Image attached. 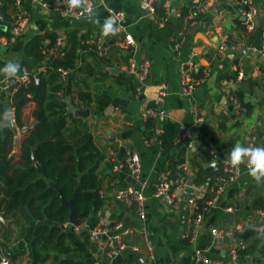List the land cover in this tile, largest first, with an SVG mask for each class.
I'll list each match as a JSON object with an SVG mask.
<instances>
[{"label":"crops","instance_id":"crops-1","mask_svg":"<svg viewBox=\"0 0 264 264\" xmlns=\"http://www.w3.org/2000/svg\"><path fill=\"white\" fill-rule=\"evenodd\" d=\"M19 1L28 11L29 19L13 39L10 30L8 37H0V61L4 63L0 81L12 77L5 67L9 62L18 63L25 58L22 49L32 35H40L45 43L54 36L60 45L66 44L68 37L74 35L97 39L101 44L109 40L116 43L122 34L116 32L105 36L102 29L109 19L113 21L109 10L123 14L121 23L125 32L131 35L133 45L118 49L114 43L112 50L107 48L113 66L105 69L112 76L124 72L130 78L135 93L116 86L111 76L99 82L95 76L79 74L87 87L81 82H77V86L88 90L91 95L96 92V86H102L100 91L107 94L109 104L101 112L83 106L84 103L77 100H73L76 107L68 106V112L72 114L68 128L72 129L75 121H81L103 156L96 168L99 192L104 197L100 212L108 220L120 223L119 231H125L122 238L128 244L135 243L141 247L138 232L142 228L152 246V264H201L193 259V247L210 258L228 259L230 241L213 238L211 228L239 226L238 235L248 233L249 238L236 264H264V177L258 183L249 171L243 172L219 204L204 215L195 243H188L185 237L189 223L185 197L203 187L200 177L204 175L205 168L214 164V159H227L235 146L247 147L252 134L256 136L255 146L264 147V55L258 52L264 48V0H252L257 12L251 29L245 26L244 18L234 6L225 0H165L166 21L161 26L156 25L143 0H103L102 4L83 0L81 5H90L91 11L76 19L60 14L59 0ZM184 7L188 13L181 16ZM6 11L8 17L14 16L9 7ZM113 27L115 29L114 23ZM1 38L7 39V43L3 45ZM220 44L225 45L222 51L218 49ZM128 60L138 70L145 68L142 80L137 73L124 70ZM190 60L193 69L204 67L205 74L204 79L197 81L195 88L186 95L182 90L180 68ZM111 68H117L118 72L111 73ZM239 72L243 74L241 79H238ZM222 75H235L236 78L226 80L221 78ZM162 85L165 86L163 96L160 94ZM71 89L76 90V87ZM237 89L252 105L248 115L235 99L234 91ZM70 95L74 97V94ZM7 99L5 91L0 88V102L6 105ZM160 107L164 109L165 117L160 123L159 134L149 141L152 131L149 137H145L146 119L142 112ZM85 108L89 111L87 118L74 114ZM193 109L205 119L203 124L195 126ZM6 111L13 115L11 109ZM151 121L152 129L155 121ZM179 125L186 127L192 143H197V147L192 146L181 155L177 154L175 141ZM26 128H17L19 132L13 137L10 153L15 152L17 136ZM109 152L120 157L133 152L139 157L140 176L146 181L144 200L140 205L141 218L136 213L134 202L128 205L114 197L115 192L131 184V180L125 171H110ZM204 153L209 158L206 159ZM196 154V159H192ZM183 162L185 167L180 170ZM161 169H171L173 174L181 171L184 178V187L171 207H165L151 196ZM197 180L200 182L196 183ZM225 207L234 211L228 212ZM257 210H261L263 215H258ZM61 226L63 229L59 230L65 232V244L69 250L65 255L59 254V259L66 258L74 264H144L132 258L142 259L143 249L137 254L125 252L119 261H115L107 258L104 249L88 243L86 233L82 234L80 229L68 224ZM12 230L16 231V228ZM0 240L4 243L3 239ZM17 242L11 235L9 246L13 248ZM9 255L10 264L30 263L25 250L19 249ZM43 264H52V261L47 260Z\"/></svg>","mask_w":264,"mask_h":264},{"label":"trees","instance_id":"trees-1","mask_svg":"<svg viewBox=\"0 0 264 264\" xmlns=\"http://www.w3.org/2000/svg\"><path fill=\"white\" fill-rule=\"evenodd\" d=\"M164 2L152 1L154 19L160 20L165 16ZM8 7L13 11V17H8ZM0 13V37H8L17 19L14 0H0ZM187 13L184 7L180 15ZM114 43V40H109L101 44L97 39L74 35L68 37L66 44L55 45L54 36L45 43L40 35H32L22 49L25 58L18 64L30 72L37 71L38 82L24 86L12 85L8 103L4 105L0 102V118L6 109H11L14 125L17 128L27 127L18 134L16 150L10 153L15 133L7 126L0 125V213L4 222L8 221V231L0 222V236L4 243H8V254L19 249L25 250L29 264H43L47 260H51L52 264H74L69 259L58 258L59 254L65 255L69 250L65 244V232L56 226L38 222L48 220L57 225L67 223L68 209L62 203L72 199L75 189L77 191L72 205L78 214L76 226L86 223L89 218L91 225L96 212L104 204L96 175L97 165L103 156L81 121H75V126L68 128L72 115L68 112V106L76 107L73 100H77L84 103L83 106L101 112L109 104L107 94L100 91L102 86H96L94 95L80 89L77 82L87 86L78 77L79 74L95 76L99 82L111 76L116 86L135 93L130 78L124 72L112 76L105 69L113 66L107 53L113 49ZM99 46L106 47L104 54L98 53ZM3 66L4 63L0 61V70ZM58 68L70 71L65 83L56 71ZM204 74V67L192 69L191 78L193 81L203 80ZM221 78L235 80L236 76L222 75ZM72 86L76 90L71 89ZM234 96L240 108L248 115L252 105L244 99L243 92L237 89ZM151 120L148 118L145 121V137L151 134ZM204 129H201L202 132ZM176 143L177 154L187 151L186 141ZM31 150L39 170L30 160ZM203 156L209 158L207 153ZM196 157L197 154L192 159ZM169 172L173 171L170 169ZM211 175V166H208L200 180L204 182ZM199 182L197 180L196 183ZM13 227L16 231L12 230ZM11 235H14V241L18 240L13 248L9 246ZM243 237L247 240L248 233Z\"/></svg>","mask_w":264,"mask_h":264},{"label":"built area","instance_id":"built-area-1","mask_svg":"<svg viewBox=\"0 0 264 264\" xmlns=\"http://www.w3.org/2000/svg\"><path fill=\"white\" fill-rule=\"evenodd\" d=\"M98 4H102L103 0H90ZM144 5L147 7L149 13L153 15V7L151 0H143ZM234 6L235 10L244 18V24L246 27L251 29L253 27V19L256 15V6L252 0H225ZM14 5L17 12V19L13 27L10 28L11 38L17 36L27 25L29 19V13L20 5L19 0H14ZM90 5H81L77 8H70L68 5V0H59V12L63 17L68 18H82L88 15L91 11ZM110 15L115 24V30L117 33L122 34L121 39L115 43L118 49L130 48L133 45L132 37L129 33L125 32V27L122 25L121 20L123 14L121 12H113L109 10ZM1 21V13H0ZM157 26H161L166 21V16L162 17L160 20H154ZM7 39L1 38L2 44L7 43ZM59 41L55 40V45H59ZM176 48V46H175ZM225 48L224 44L219 45V51ZM99 54H104L106 47H97ZM262 55H264V48L260 49ZM191 58L193 57L190 56ZM193 69V64L187 62L180 68V76L182 83V90L184 94H189V92L195 88L197 81H193L191 78V71ZM128 73H137L139 79H143L145 75V68L140 67L139 70L135 67L131 60H128L125 68ZM40 71V68L38 69ZM60 74L61 81L65 82L66 78L70 75L69 70H63L58 68L56 70ZM243 74L238 73V79H241ZM37 84L38 75L37 71L30 72L24 66H19V71L15 76L8 78L7 80L0 81V88L5 91L8 96L12 85H26L28 83ZM160 94L164 95L165 86L162 85ZM8 101V99H7ZM236 103V102H235ZM238 105V103H236ZM8 112V111H7ZM193 123L195 126L201 125L205 122V119L199 114L198 110L193 109ZM11 113V112H10ZM144 119H152L155 121V125L151 129L152 136L149 137V141L155 139V137L160 132V123L165 117V111L163 108H158L156 110L145 109L142 112ZM256 136L250 135L248 138V145L252 147L255 146ZM176 142L185 143V149L188 150L192 147V140L186 127L179 125L176 132ZM108 160L110 162V171L113 173L125 171L131 180V184L117 190L114 194L116 199L124 201L126 204H131L134 202L136 207V213L138 217H142V212L140 210V205L144 200L143 190L146 185L145 179L140 176V165L139 157L136 153L126 152L121 157H117L113 152H109ZM185 167V163H181L179 168L182 170ZM249 171V164L247 159L244 163L238 166H232L228 159L216 160L214 159V164L211 165L212 175L207 177L203 182V187L196 189L195 191L189 193L185 197L186 210L189 217L188 231L186 234L187 242L190 244L195 243L202 224L203 217L211 209H214L220 202L221 198L226 195L229 188L234 184L240 175ZM184 187V178L180 172L172 174L167 170H160L158 172V177L156 183L153 187L151 193L152 198L159 200L165 207H171L177 197L178 192ZM101 194V193H100ZM102 195V194H101ZM228 212H233L234 209L231 207H225ZM258 215H263L261 210H257ZM65 224H68L65 223ZM69 225V224H68ZM85 225L76 226L71 225L73 228L81 229ZM120 223L116 221L108 220L100 211L96 212L94 222L87 226L85 229L86 238L88 243L104 249V253L109 259H114L115 256H121L125 252L132 254H137L143 249L142 261L144 264H152V246L148 239V234L144 229L139 230V236L141 239V247L138 244H128L123 238L122 233L125 231H119ZM241 228L238 226L232 229H219L213 227L210 230V234L216 240L228 239L229 249H228V259L222 261L216 258H210L206 256L202 251L193 247V259L201 264H235L236 260L240 257L241 252L246 249L247 242L243 236L238 235V231ZM108 232L112 234L109 235ZM2 239V238H0ZM0 264H10V255L8 251V243L3 244L0 240ZM4 246V247H3Z\"/></svg>","mask_w":264,"mask_h":264},{"label":"clouds","instance_id":"clouds-1","mask_svg":"<svg viewBox=\"0 0 264 264\" xmlns=\"http://www.w3.org/2000/svg\"><path fill=\"white\" fill-rule=\"evenodd\" d=\"M82 3L83 0H68V5L73 9L81 6ZM113 23L114 21L111 19L105 23L102 29L103 35L108 36L109 34H116ZM5 69L9 76H15L19 71V64L16 62H9ZM227 159L234 167L244 163L245 159H247L249 164V174L253 179L259 183L261 177H264V147H243L237 145L230 151Z\"/></svg>","mask_w":264,"mask_h":264},{"label":"water","instance_id":"water-1","mask_svg":"<svg viewBox=\"0 0 264 264\" xmlns=\"http://www.w3.org/2000/svg\"><path fill=\"white\" fill-rule=\"evenodd\" d=\"M109 71L111 73H117L118 72V69L117 68H111L109 69ZM75 115L81 117L82 119H85L87 118L88 114H89V111H88V108H85L83 110H77L75 111L74 113ZM0 125L1 126H7L10 130H12L15 134H17L19 132V130L15 127L14 125V122H13V115L10 113V112H4V114L2 115V118H1V121H0ZM111 136V134H110ZM192 146L193 147H197V143H192ZM34 147V146H33ZM30 160L33 164V166L39 170V166L34 162V158H33V150L30 151ZM212 165V164H211ZM77 189H75L74 193H73V196H72V199L74 198L75 196V193H76ZM72 199L68 200V201H65L63 202L62 204L65 205L68 209V215H67V222L68 224L71 226V225H75L76 223V220L78 218V214L76 212V210L74 209L73 205H72ZM4 220L2 219V216H1V213H0V222L1 223H4L3 222ZM90 222H91V219L89 218L85 225L79 230L80 232H84L86 227L90 225ZM38 224H46L47 226H56L60 229H63L61 225H57L55 223H52L48 220H42L40 222H38ZM135 261L137 262H141L142 263V259H139L138 257H132ZM10 259H11V256H10ZM121 259V256H115L114 257V260L115 261H119ZM238 261L236 260L235 264L237 263Z\"/></svg>","mask_w":264,"mask_h":264},{"label":"rangeland","instance_id":"rangeland-1","mask_svg":"<svg viewBox=\"0 0 264 264\" xmlns=\"http://www.w3.org/2000/svg\"><path fill=\"white\" fill-rule=\"evenodd\" d=\"M3 222H4V221H3ZM2 224L6 225V227H7V229H8V221H5V222L2 223ZM0 238H2V237L0 236ZM0 244H1V242H0ZM1 245H2V244H1ZM3 247H4V246H3ZM5 250L8 251V249H6V248H5Z\"/></svg>","mask_w":264,"mask_h":264}]
</instances>
